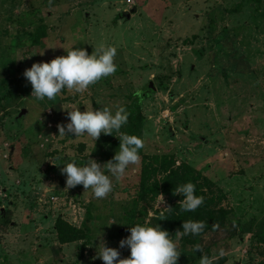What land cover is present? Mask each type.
Instances as JSON below:
<instances>
[{
  "label": "rangeland",
  "instance_id": "rangeland-1",
  "mask_svg": "<svg viewBox=\"0 0 264 264\" xmlns=\"http://www.w3.org/2000/svg\"><path fill=\"white\" fill-rule=\"evenodd\" d=\"M99 43L116 47L114 73L82 93L30 98L22 73L32 63ZM147 83L139 162L102 199L65 188L60 163L103 164L119 147L116 132L60 136L67 111L127 107ZM187 181L204 198L191 219L209 224L225 209L223 227L175 236L182 222L172 218L191 211L162 187ZM58 218L86 237L60 243ZM137 223L169 232L177 264L202 253L213 264H264V0H0V264H104L102 241L126 258L119 241Z\"/></svg>",
  "mask_w": 264,
  "mask_h": 264
},
{
  "label": "clouds",
  "instance_id": "clouds-1",
  "mask_svg": "<svg viewBox=\"0 0 264 264\" xmlns=\"http://www.w3.org/2000/svg\"><path fill=\"white\" fill-rule=\"evenodd\" d=\"M116 51L113 45L106 46L104 43H99L90 53L86 48L73 47L69 48L66 54L56 56L49 61L32 63L31 67L26 68L22 73L31 85L30 98L34 102L52 100L61 93L62 89L74 93L84 92L89 85L116 71L117 65L114 63ZM114 109L113 111L108 107H99L81 111L78 107H74L67 111V121L57 124L60 136L75 138L86 136L96 141L101 133L119 134L118 151L116 150L113 157L103 164L90 157L83 164H77L74 160L60 163L63 164L59 170L65 176V188L82 185L85 191H91L93 197L102 199L112 191L113 181H119L130 165L139 162V150L143 147V139L120 131L122 125L127 123L129 113L124 105H115ZM173 194L182 196L178 203L180 210L185 212L195 211L204 200L203 196L196 194L195 184L191 181L178 184ZM159 195L163 202L162 194ZM204 228V221L184 220L181 228L176 230L175 236L190 234L195 236ZM127 231L130 234L120 239L119 247L127 246L130 250L129 256L118 259L120 256L118 249L108 247L102 241L96 256L104 264H177L181 252L173 237L159 224L151 226L137 223ZM197 250H199L198 245ZM223 255L224 250L220 249L219 256ZM216 258L218 257H210L202 253L199 264H213Z\"/></svg>",
  "mask_w": 264,
  "mask_h": 264
},
{
  "label": "trees",
  "instance_id": "trees-1",
  "mask_svg": "<svg viewBox=\"0 0 264 264\" xmlns=\"http://www.w3.org/2000/svg\"><path fill=\"white\" fill-rule=\"evenodd\" d=\"M153 89V86L151 83H147L144 87H142L140 90H138L136 93L133 94V100L129 105L126 107V110L128 111V127H127V133L128 134H134L138 136L141 124L144 120V117L142 115L141 111V99H142V94L146 93L147 90ZM145 158H147L145 156ZM167 159H169L168 155H165L163 157L162 163L164 164L167 162ZM185 173L187 171H193V168L190 167L188 164L185 163L183 166ZM176 187V186H175ZM175 187H168L166 183L164 182L163 184V193L172 195L174 192ZM180 207V206H179ZM191 213V214H190ZM229 211L225 209H218V210H213V212L209 213V218L210 221L209 224H205V228L211 229L214 228V226H220L223 227L225 223L227 222V216H228ZM190 214V216H189ZM187 215V219H191L193 216H199V213L197 211H191L189 213L181 214V215H176L174 216L171 220L173 223V227L177 226L179 227L181 224V220L179 217H182ZM166 224V223H165ZM166 226H169V223H167ZM55 230L57 232V238L60 243H68V242H74L77 240L84 239L86 237V233L81 229L77 228L71 224H69L67 221H65L62 218H58L55 223Z\"/></svg>",
  "mask_w": 264,
  "mask_h": 264
},
{
  "label": "water",
  "instance_id": "water-1",
  "mask_svg": "<svg viewBox=\"0 0 264 264\" xmlns=\"http://www.w3.org/2000/svg\"><path fill=\"white\" fill-rule=\"evenodd\" d=\"M135 11V10H134ZM123 17H126V18H129V16H130V13L129 12H125V13H123V15H122Z\"/></svg>",
  "mask_w": 264,
  "mask_h": 264
},
{
  "label": "crops",
  "instance_id": "crops-1",
  "mask_svg": "<svg viewBox=\"0 0 264 264\" xmlns=\"http://www.w3.org/2000/svg\"><path fill=\"white\" fill-rule=\"evenodd\" d=\"M135 12H136V11H134L133 13H135ZM220 184H221V186H223L221 182H220ZM234 186H236V185H234ZM223 187H224V186H223ZM225 188H227V187H225Z\"/></svg>",
  "mask_w": 264,
  "mask_h": 264
}]
</instances>
